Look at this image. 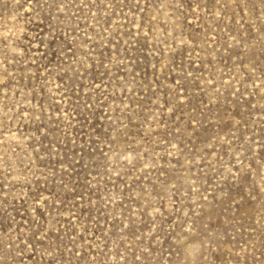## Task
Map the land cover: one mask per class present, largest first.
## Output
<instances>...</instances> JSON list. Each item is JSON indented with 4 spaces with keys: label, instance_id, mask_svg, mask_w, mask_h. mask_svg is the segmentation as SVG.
<instances>
[{
    "label": "rangeland",
    "instance_id": "obj_1",
    "mask_svg": "<svg viewBox=\"0 0 264 264\" xmlns=\"http://www.w3.org/2000/svg\"><path fill=\"white\" fill-rule=\"evenodd\" d=\"M0 264H264V0H0Z\"/></svg>",
    "mask_w": 264,
    "mask_h": 264
}]
</instances>
